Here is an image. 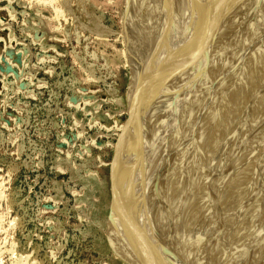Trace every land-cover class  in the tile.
Segmentation results:
<instances>
[{
	"label": "bare ground",
	"instance_id": "6f19581e",
	"mask_svg": "<svg viewBox=\"0 0 264 264\" xmlns=\"http://www.w3.org/2000/svg\"><path fill=\"white\" fill-rule=\"evenodd\" d=\"M126 2L114 250L264 264V0Z\"/></svg>",
	"mask_w": 264,
	"mask_h": 264
},
{
	"label": "rangeland",
	"instance_id": "374dc122",
	"mask_svg": "<svg viewBox=\"0 0 264 264\" xmlns=\"http://www.w3.org/2000/svg\"><path fill=\"white\" fill-rule=\"evenodd\" d=\"M126 1L0 0V264L149 262L111 239Z\"/></svg>",
	"mask_w": 264,
	"mask_h": 264
}]
</instances>
